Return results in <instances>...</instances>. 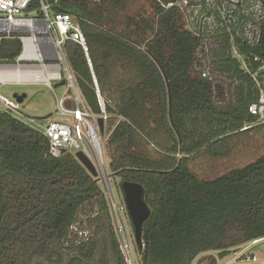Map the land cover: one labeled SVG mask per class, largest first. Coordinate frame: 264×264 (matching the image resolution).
Segmentation results:
<instances>
[{"label": "trees", "instance_id": "16d2710c", "mask_svg": "<svg viewBox=\"0 0 264 264\" xmlns=\"http://www.w3.org/2000/svg\"><path fill=\"white\" fill-rule=\"evenodd\" d=\"M47 1L53 14L79 18L87 54L66 41L65 55L95 119L103 115L95 86L103 97L99 137L111 175L143 188L150 215L140 264H192L212 252L222 259L264 238V123L248 113L252 85L228 103L211 99L210 84L191 71L196 39L176 8L163 11L155 0ZM19 51L18 41L5 40L0 59L12 62ZM254 52L264 58V23ZM134 102L144 113L158 105L162 139L128 112ZM244 142L254 160L211 179L192 170L195 159H226ZM88 207L96 210L86 219L94 236L77 243L69 229ZM0 264H126L98 179L70 151L52 156L39 130L1 111Z\"/></svg>", "mask_w": 264, "mask_h": 264}, {"label": "built area", "instance_id": "2783aa9c", "mask_svg": "<svg viewBox=\"0 0 264 264\" xmlns=\"http://www.w3.org/2000/svg\"><path fill=\"white\" fill-rule=\"evenodd\" d=\"M155 1L163 11L176 8L182 16L184 29L196 39L191 71L210 84L211 99L217 104L228 103L236 99L240 86L252 85L254 102L248 106V113L256 118L257 124L264 123V58L254 52L262 40L264 0ZM51 7L52 3L47 0H0V45L5 40L20 43V51L12 62L0 59L1 76L7 78L0 81V85L42 84L48 87L56 100V114L70 117L74 123L26 116L14 98L1 95L0 111L39 130L49 140L50 154L54 157L75 150V153L82 151L90 159L89 150L95 151L101 160L103 151L98 141L100 133L96 119L84 109L64 50L65 42L70 41L87 54L82 27L78 17L69 13L53 14ZM62 81L64 91L57 97L52 86ZM93 81L96 83L94 76ZM95 94L103 113L99 118L105 121L104 100L97 86ZM67 100L71 103L70 109L65 107ZM106 196L120 252L126 264H135L122 221L126 208L124 204L119 207L110 195ZM76 226L72 224L69 231L77 236V243L87 241L88 233L78 231ZM260 241L264 242V238L233 248L222 259L212 256L216 264H264V248L261 259L251 252ZM242 249L240 253L235 251ZM232 252L234 257L229 258Z\"/></svg>", "mask_w": 264, "mask_h": 264}, {"label": "rangeland", "instance_id": "374dc122", "mask_svg": "<svg viewBox=\"0 0 264 264\" xmlns=\"http://www.w3.org/2000/svg\"><path fill=\"white\" fill-rule=\"evenodd\" d=\"M1 48V45H0ZM65 73L63 72V75ZM64 91L63 87H57L54 90V93L59 97ZM22 93L26 94V98L23 103L20 104L23 114L33 118H39L40 120H47L51 118H55L57 120H62L68 123L73 124L74 121L70 117H63L57 113L56 109V100L51 92V90L42 85V84H31V85H19V84H3L0 85V95L13 99L14 94L21 95ZM128 112H130L138 121L143 123V125L148 129V131L155 137V139L160 140L163 138V130L159 123L160 110L157 104L150 107L148 113H144L139 110L137 102L130 104L127 108ZM42 125H46V123L41 122ZM105 140V137H98V141L102 144V141ZM71 153H75V150H72ZM88 154L92 163L95 164L96 169L98 171V183L100 188L106 195H110L111 198L115 200V202L120 206H123V198L120 190V180L118 177L111 175V172L108 167V162L105 160L104 155L102 154V158L96 156L95 151H89ZM257 153L254 148L251 146H247L244 142L241 148L233 147L230 153V156L223 160H215L203 155L194 161L191 162V168L193 171L197 173V175L202 179H211L215 176L223 174L225 170L234 167L244 165L255 159ZM109 183V184H108ZM108 186V187H107ZM108 192V193H107ZM111 192V193H110ZM107 197V196H106ZM89 209L85 208L81 210L76 217L75 225L77 224L78 231L82 230L83 232L88 233V237L91 238L94 236V229L89 228L86 225V219L89 216H93L95 214V207L91 208V212L89 213ZM122 221L125 226V230L127 233L128 242L130 245L131 256L135 261V264H140V255L139 251L134 242L133 230L130 223V220L127 216V213L122 212ZM74 231V230H73ZM116 234V233H115ZM79 235V234H78ZM117 236V234H116ZM118 238V236H117ZM82 240V239H81ZM119 241V239H118ZM264 248V242L260 241L256 247L252 249L253 255L258 259H261L262 251ZM244 249L235 250L242 252ZM233 253H231L229 258L234 257ZM218 256L216 252H212L209 255H202L197 259L196 264H206L211 256ZM228 259V258H226Z\"/></svg>", "mask_w": 264, "mask_h": 264}, {"label": "water", "instance_id": "95a60500", "mask_svg": "<svg viewBox=\"0 0 264 264\" xmlns=\"http://www.w3.org/2000/svg\"><path fill=\"white\" fill-rule=\"evenodd\" d=\"M165 2H168V0H166ZM63 85L64 82L62 81L58 84H55L54 88L61 87ZM13 98L16 100L18 104H21L26 98V94L25 93H22L21 95L14 94ZM65 107L67 109L71 108V103L69 100L65 102ZM96 124L99 133L103 135L104 132L103 119L102 118L96 119ZM74 156L93 178L98 179L97 177L98 172L96 170V167L82 151L76 152ZM120 190L122 193L123 204L126 208V213L132 226L134 242L136 244L138 251H141L143 246L142 226L150 215V210L143 199V188L138 183L121 181Z\"/></svg>", "mask_w": 264, "mask_h": 264}, {"label": "bare ground", "instance_id": "6f19581e", "mask_svg": "<svg viewBox=\"0 0 264 264\" xmlns=\"http://www.w3.org/2000/svg\"><path fill=\"white\" fill-rule=\"evenodd\" d=\"M1 74H3V71H0V81L3 82L4 80H6L7 78L3 75L1 76ZM22 77H26V76H22ZM21 76H19L18 78L21 79ZM21 80H24V78H22ZM109 184V183H108ZM108 187V186H107ZM111 193V192H110Z\"/></svg>", "mask_w": 264, "mask_h": 264}, {"label": "flooded vegetation", "instance_id": "af4514ba", "mask_svg": "<svg viewBox=\"0 0 264 264\" xmlns=\"http://www.w3.org/2000/svg\"><path fill=\"white\" fill-rule=\"evenodd\" d=\"M53 90H55L56 88H54V85L52 86Z\"/></svg>", "mask_w": 264, "mask_h": 264}]
</instances>
